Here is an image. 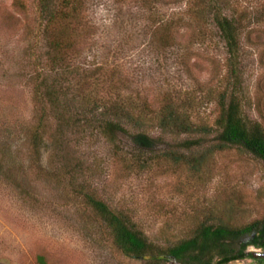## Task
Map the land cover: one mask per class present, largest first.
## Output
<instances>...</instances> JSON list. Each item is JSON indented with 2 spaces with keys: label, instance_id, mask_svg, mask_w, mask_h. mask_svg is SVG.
Returning a JSON list of instances; mask_svg holds the SVG:
<instances>
[{
  "label": "rangeland",
  "instance_id": "rangeland-1",
  "mask_svg": "<svg viewBox=\"0 0 264 264\" xmlns=\"http://www.w3.org/2000/svg\"><path fill=\"white\" fill-rule=\"evenodd\" d=\"M13 1L0 0V264H41L39 258L44 264H145L115 247L86 195L127 217L160 246L188 237L200 222L244 225L264 216V164L239 149L212 154L197 171L163 160L141 169L131 160L134 152L126 134L117 133L110 143L94 121L77 118L72 109L63 113L65 100L57 107L47 102L44 87L45 108L37 105L30 76L39 72L45 51L39 20L33 0H22L27 11ZM148 1L143 6L136 0H85L90 32L82 35L75 63L86 70L101 65L108 83L125 95L145 97L153 107L163 89L192 91L200 102L196 113L211 125L217 109L205 94L226 82L223 40L210 16L204 41L183 25L188 0ZM221 3L222 12L237 16L242 27L244 114L264 124V0ZM154 11L184 19L171 48L154 43ZM108 83L98 86L99 97L112 98ZM63 114L57 134V118ZM36 126L38 147L30 142ZM150 135L159 139L157 149L175 141L158 131ZM228 264L259 263L245 258Z\"/></svg>",
  "mask_w": 264,
  "mask_h": 264
},
{
  "label": "trees",
  "instance_id": "trees-1",
  "mask_svg": "<svg viewBox=\"0 0 264 264\" xmlns=\"http://www.w3.org/2000/svg\"><path fill=\"white\" fill-rule=\"evenodd\" d=\"M140 1L147 6L148 0ZM85 0H33L35 15L39 20V33L44 42V54L38 73L31 75V93L35 103L45 108L40 93L53 107L65 104L66 111L77 118L96 123V129L110 143L117 133L129 136L132 143L131 160H137L139 168L149 167L151 161H167L173 164H188L198 170L209 157L229 149H239L264 164V124L262 119L252 120L244 114V97L241 91L240 44L242 29L240 20L222 12L221 0H188L187 23L182 18H163L152 12L151 34L154 43L161 49L171 48V42L180 23L195 30V35L204 41L208 16L214 23L227 53L225 84L210 89L206 101L214 100L217 113L210 125L196 113L200 105L192 91L183 93L163 89L158 93L157 107L146 98H134L121 93V89L105 76V68L99 65L86 70L75 63L79 57L82 35L90 32L84 20ZM15 7L27 11L26 2L14 0ZM191 5V6H190ZM73 79V83L69 79ZM107 78V80H106ZM50 79V81H49ZM48 81V82H47ZM106 88L112 98L99 97V85ZM72 83V85H71ZM91 86V87H90ZM72 90V91H71ZM182 95V96H181ZM75 102V107H72ZM72 109V110H71ZM65 115L57 118L56 133L61 130ZM158 131L175 141L169 148L157 149L158 138L150 133ZM181 136L185 138L179 139ZM53 137V135H52ZM31 145L38 147L41 137L37 126L30 137ZM150 153V157H144ZM86 203L106 223L113 244L125 256L144 259L145 264H228L248 257L247 246L264 249V216L244 225L224 222H200L190 235L174 243L160 246L152 241L132 222L93 195H86ZM41 264L43 260L39 258Z\"/></svg>",
  "mask_w": 264,
  "mask_h": 264
},
{
  "label": "flooded vegetation",
  "instance_id": "flooded-vegetation-1",
  "mask_svg": "<svg viewBox=\"0 0 264 264\" xmlns=\"http://www.w3.org/2000/svg\"><path fill=\"white\" fill-rule=\"evenodd\" d=\"M248 247H253V249L255 251H248ZM246 253H248V259L254 260L255 262L259 263V264H264V249L262 247H257V246H253V245H249L247 246ZM243 258V259H245ZM242 260V259H240Z\"/></svg>",
  "mask_w": 264,
  "mask_h": 264
}]
</instances>
